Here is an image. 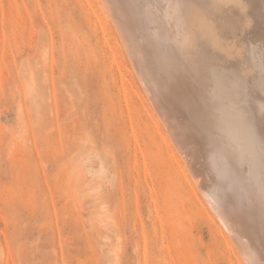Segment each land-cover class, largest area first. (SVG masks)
Segmentation results:
<instances>
[{"label":"rangeland","instance_id":"374dc122","mask_svg":"<svg viewBox=\"0 0 264 264\" xmlns=\"http://www.w3.org/2000/svg\"><path fill=\"white\" fill-rule=\"evenodd\" d=\"M81 2L0 0V264H231L190 157Z\"/></svg>","mask_w":264,"mask_h":264},{"label":"bare ground","instance_id":"6f19581e","mask_svg":"<svg viewBox=\"0 0 264 264\" xmlns=\"http://www.w3.org/2000/svg\"><path fill=\"white\" fill-rule=\"evenodd\" d=\"M83 1L108 48L119 39L110 43L106 25L115 27L148 97L144 108L190 157L188 185L218 208L231 264H264V0ZM123 73L120 92L132 122L144 108L130 104Z\"/></svg>","mask_w":264,"mask_h":264}]
</instances>
